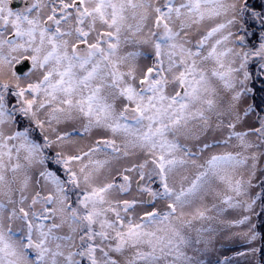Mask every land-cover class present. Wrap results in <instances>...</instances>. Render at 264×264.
<instances>
[{"label": "snow or ice", "instance_id": "1", "mask_svg": "<svg viewBox=\"0 0 264 264\" xmlns=\"http://www.w3.org/2000/svg\"><path fill=\"white\" fill-rule=\"evenodd\" d=\"M221 240L261 264L264 0H0V264Z\"/></svg>", "mask_w": 264, "mask_h": 264}, {"label": "rangeland", "instance_id": "2", "mask_svg": "<svg viewBox=\"0 0 264 264\" xmlns=\"http://www.w3.org/2000/svg\"><path fill=\"white\" fill-rule=\"evenodd\" d=\"M257 247L260 246L259 242L256 245ZM248 245H246L243 241L240 240H233V241H224L221 240L217 244V253H214L210 255L209 259H215L217 255H228L230 257L234 258V264H248V261L246 258L241 256H236V252L238 251H245L247 249ZM260 259V256L258 257ZM261 260V259H260ZM261 264H264V262L261 261Z\"/></svg>", "mask_w": 264, "mask_h": 264}, {"label": "trees", "instance_id": "3", "mask_svg": "<svg viewBox=\"0 0 264 264\" xmlns=\"http://www.w3.org/2000/svg\"><path fill=\"white\" fill-rule=\"evenodd\" d=\"M260 259L262 262H264V254H261Z\"/></svg>", "mask_w": 264, "mask_h": 264}]
</instances>
